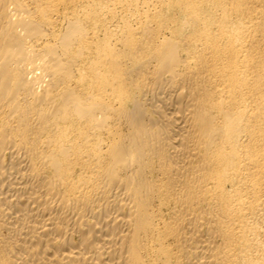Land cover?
I'll return each mask as SVG.
<instances>
[{
  "label": "bare ground",
  "instance_id": "1",
  "mask_svg": "<svg viewBox=\"0 0 264 264\" xmlns=\"http://www.w3.org/2000/svg\"><path fill=\"white\" fill-rule=\"evenodd\" d=\"M0 264H264V0H0Z\"/></svg>",
  "mask_w": 264,
  "mask_h": 264
}]
</instances>
